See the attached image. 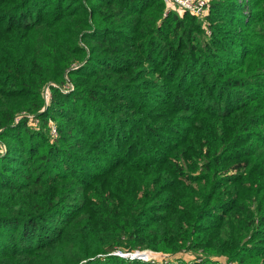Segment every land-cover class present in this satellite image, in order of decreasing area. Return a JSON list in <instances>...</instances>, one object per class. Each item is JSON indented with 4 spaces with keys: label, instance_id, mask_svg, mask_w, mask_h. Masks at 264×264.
<instances>
[{
    "label": "trees",
    "instance_id": "16d2710c",
    "mask_svg": "<svg viewBox=\"0 0 264 264\" xmlns=\"http://www.w3.org/2000/svg\"><path fill=\"white\" fill-rule=\"evenodd\" d=\"M164 6L0 0V264H264V0Z\"/></svg>",
    "mask_w": 264,
    "mask_h": 264
},
{
    "label": "rangeland",
    "instance_id": "374dc122",
    "mask_svg": "<svg viewBox=\"0 0 264 264\" xmlns=\"http://www.w3.org/2000/svg\"><path fill=\"white\" fill-rule=\"evenodd\" d=\"M164 1V0H163ZM208 2H209V0H208ZM164 4H165V6H164V13L163 14H166V13H168L169 11H175L179 16H182V14H183V10H182V8L178 5V3H165V1H164ZM207 14H208V9H207V11H206V13L202 16V18H200V17H198V16H196V18H197V20L201 23V25H202V27L205 29V28H207L206 26H207V23H208V19H207ZM209 34H210V30L209 29H207L206 30V37H208L209 36ZM46 94H47V97H45V99H44V101H45V103H48V102H50V98H51V92L50 91H46ZM21 117V116H20ZM48 122H49V126H50V135L52 136V137H55L56 135H57V131H56V129H57V127L54 125V119H52V118H50L49 120H48ZM27 124H28V126H30V127H33V124H38L39 125V121L38 120H36L34 117H31L30 119H29V122H27ZM37 125V127H39ZM37 127H33V129H37ZM52 128H55V133H53V131H52ZM122 253V252H121ZM156 256V257H155ZM161 257V258H164L165 256L163 255V253L162 254H157V255H155L154 254V256L153 255H151V256H149L148 257V260H150V259H152L153 257L155 258V259H153V260H156V258H158V257ZM177 256V257H176ZM123 257V256H122ZM158 258V259H161V258ZM140 258V257H139ZM146 258V257H145ZM132 259V258H131ZM168 259H171V260H186L187 262L186 263H188L189 261H191V259H193V253H191V252H182V253H179V254H177V255H173V256H170V257H168ZM158 261H160V260H158ZM163 262V261H162ZM179 264H180V262H179Z\"/></svg>",
    "mask_w": 264,
    "mask_h": 264
},
{
    "label": "built area",
    "instance_id": "2783aa9c",
    "mask_svg": "<svg viewBox=\"0 0 264 264\" xmlns=\"http://www.w3.org/2000/svg\"><path fill=\"white\" fill-rule=\"evenodd\" d=\"M165 3H178V5L182 8L183 11H188L189 13L198 16L202 18V16L206 13L208 9V0H164ZM72 86L70 85L69 88ZM46 91H49V87H46L43 91V96L44 98L47 97ZM33 116H30V118ZM29 118V119H30ZM53 133H55V128H52ZM119 255H125V257L128 258H141L144 260H148V257L154 254H146V253H121V252H116ZM137 254L135 257L132 255ZM124 257V256H123ZM146 257V258H145ZM156 257V256H155ZM154 258V257H153Z\"/></svg>",
    "mask_w": 264,
    "mask_h": 264
},
{
    "label": "water",
    "instance_id": "95a60500",
    "mask_svg": "<svg viewBox=\"0 0 264 264\" xmlns=\"http://www.w3.org/2000/svg\"><path fill=\"white\" fill-rule=\"evenodd\" d=\"M116 254H118V253H116ZM136 255H137V254H135V255H132V256H134V257H135ZM121 256H124V257H125V255H121Z\"/></svg>",
    "mask_w": 264,
    "mask_h": 264
},
{
    "label": "bare ground",
    "instance_id": "6f19581e",
    "mask_svg": "<svg viewBox=\"0 0 264 264\" xmlns=\"http://www.w3.org/2000/svg\"><path fill=\"white\" fill-rule=\"evenodd\" d=\"M143 260V259H142Z\"/></svg>",
    "mask_w": 264,
    "mask_h": 264
}]
</instances>
